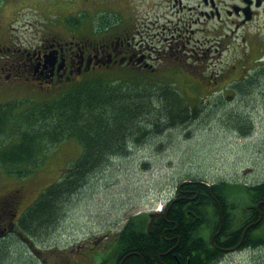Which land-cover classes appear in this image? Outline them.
<instances>
[{"label": "flooded vegetation", "instance_id": "obj_1", "mask_svg": "<svg viewBox=\"0 0 264 264\" xmlns=\"http://www.w3.org/2000/svg\"><path fill=\"white\" fill-rule=\"evenodd\" d=\"M34 2V5L20 6L13 14L10 12L4 17L11 14L14 18L46 17L43 9L38 14L22 11L31 9V6L35 11L42 5L61 6L62 12L58 13L63 19H73V26L61 27L65 35L57 29L45 31L37 44L31 46L20 47L14 39L13 42L8 41L11 44L7 43L6 48L8 51L12 49L8 56L13 60L0 69L5 71L0 76L5 83L13 84L15 79L25 76L26 81L32 80L30 85L34 88L49 92L71 80H81L101 70H130L141 73L146 82L161 79L164 83L180 84L186 81L188 86L195 85L194 93L184 95V99L191 96L195 101L206 99L222 103L232 97H228V89L232 88L239 103L243 104L252 95L257 105L250 106L251 112L264 113V0ZM3 13L5 10L0 16ZM81 18L86 19V25L80 28ZM9 27L8 20L5 32ZM16 54L26 61H16ZM51 54L54 60L48 64L46 61ZM203 84L207 86L208 93L201 89ZM183 187L177 188L161 216L164 222L160 235L170 246L163 256L169 255L176 260V264H182L175 253L181 243L176 234L179 226L174 221L166 220L167 213L179 202L191 203L192 208H196L202 203V198L207 203L205 205L214 212L216 209L218 223L205 236L206 253L186 258L187 264L191 261L194 262L191 264H222L229 255L247 251L264 252L258 226L246 229L257 220L259 211L253 209L249 219L253 215L255 218L247 224L232 226L229 231L223 232L224 211L220 196L213 194L210 186L205 187L202 195ZM11 203L15 204L11 207ZM16 203L7 200L6 204L0 205V239L13 232L14 235L19 234L17 226L24 208ZM8 207L12 209L8 210ZM186 214L189 215L187 220L190 224L194 225L199 220L193 212L187 211ZM249 234H255L258 239H250ZM174 240L175 245L172 244ZM263 259L257 258V262Z\"/></svg>", "mask_w": 264, "mask_h": 264}, {"label": "rangeland", "instance_id": "obj_2", "mask_svg": "<svg viewBox=\"0 0 264 264\" xmlns=\"http://www.w3.org/2000/svg\"><path fill=\"white\" fill-rule=\"evenodd\" d=\"M7 1L0 4V10H5L0 16V43L13 42L5 32L8 20L13 27L8 29L9 33L20 47L37 44L48 31L45 25L69 26L67 19L58 13L62 12L61 6L42 5L38 11L31 6L22 12L38 14L43 9L47 16L16 20L11 17L15 9L40 0ZM6 2L9 4L3 8ZM10 12L11 15L4 17ZM81 22L80 28L86 25V19L81 18ZM62 34L65 35L64 30ZM9 59L11 56L0 55V64ZM109 73L113 78L124 75L118 71ZM182 82L176 88L189 114L196 115V119L187 126L164 130L162 135H151L143 143L129 148L125 157L113 159L97 179L65 207L53 230L35 236L21 231L19 235L6 236L5 249L0 251V255L6 257L3 264H98L100 255L105 257L114 244L127 217L145 215L162 207L181 182L200 181L210 186L223 181L249 187L264 181V113L251 112L250 107L241 108L249 101L239 103L232 88L228 89V97H232L222 103L206 99L195 101L191 96L184 99V95H191L196 87ZM30 83L25 80L0 83V103L49 97ZM206 88L205 84L201 86L208 93ZM252 105L256 106L257 101ZM81 153L79 142L68 140L51 150L43 166L26 179L8 177L0 170V196L11 187L20 186L24 192V206H27L36 194L60 177L65 167L77 161ZM249 201L245 194H233L226 209L233 210V202L245 208ZM209 216L207 212L204 227L200 229L203 236L208 235L213 226L208 221ZM235 225V222L230 223V226ZM258 231L264 232V223ZM263 253L247 251L229 255L222 264H264V259L257 262V258L264 257Z\"/></svg>", "mask_w": 264, "mask_h": 264}, {"label": "trees", "instance_id": "obj_3", "mask_svg": "<svg viewBox=\"0 0 264 264\" xmlns=\"http://www.w3.org/2000/svg\"><path fill=\"white\" fill-rule=\"evenodd\" d=\"M7 43H0V55L5 57L12 52V49L7 50ZM12 58L5 64L1 63L0 69L7 66ZM15 59L26 61L17 54ZM113 71L101 70L81 80H71L58 89L49 92L42 90L49 97L38 101L11 100L0 103V170L8 177L26 179L33 175L43 166L47 154L68 140L78 141L82 149L80 158L65 167L54 183L36 194L33 202L24 207L17 226L22 233L35 236L53 230L65 207L82 194L113 159L125 157L129 148L143 143L151 135H162L164 130L187 126L196 119V115L189 114L176 85L164 83L161 79L146 82L136 72H123L120 78H113L109 75ZM2 72L0 70V76ZM1 79L0 83H3ZM20 79L14 81H26L25 76ZM255 100L251 95L247 100L249 102L241 105V108L250 107L252 102L255 104ZM183 189L195 190L202 195L205 186L192 183ZM211 190L220 196L224 211L223 232L229 231L232 227L230 223L235 222L236 227H241L255 218L253 215L249 219L253 210L240 209L241 203L235 202L233 210L226 209L233 194L248 196L249 205L264 202V182L247 187L222 181L211 186ZM7 200L17 201L20 208L24 206L21 187H11L3 193L0 205L6 204ZM201 202L196 208H192L191 203L179 202L166 215L167 221H174L179 226L176 234L181 243L175 253L182 264H187L186 258H191L193 254L206 253V237L200 228L206 222L204 218L207 212L210 215L209 223L214 227L218 223L216 209L214 212L205 205L204 198ZM12 204L15 203L10 206ZM260 210L263 220L258 229L264 223V205L260 206ZM187 211L199 217L194 225L187 220ZM162 222L161 218L156 219L147 232L146 214L127 217L114 238V244L105 257L100 255L98 264H116L126 254L131 256L124 264H176V260L169 255L163 256L170 246L160 235ZM248 237L258 239L255 234H249ZM4 240L0 239V251L5 249ZM259 240L264 242V232H259ZM172 244L175 245L176 241ZM1 257L0 264H3L6 257Z\"/></svg>", "mask_w": 264, "mask_h": 264}, {"label": "water", "instance_id": "obj_4", "mask_svg": "<svg viewBox=\"0 0 264 264\" xmlns=\"http://www.w3.org/2000/svg\"><path fill=\"white\" fill-rule=\"evenodd\" d=\"M53 60H54V57H53V55L51 54V55L48 56L46 63H48V64H52ZM185 183H188V182H183L181 185H183V184H185ZM181 185H179V186H181ZM259 205H260V203H258V204L256 205V208H257V209H258ZM159 215H160V214H150V215H149V222H148V225H147V230H149V228H150V226L152 225V223L154 222L155 218L158 217ZM260 221H261V213H260V215H259V218H258L253 224H251L250 226H252V225H257L258 223H260ZM126 258H127V256L123 257V259L120 261L119 264H123V262L125 261Z\"/></svg>", "mask_w": 264, "mask_h": 264}, {"label": "bare ground", "instance_id": "obj_5", "mask_svg": "<svg viewBox=\"0 0 264 264\" xmlns=\"http://www.w3.org/2000/svg\"><path fill=\"white\" fill-rule=\"evenodd\" d=\"M103 27V26H102ZM104 31V30H103ZM8 47V46H7ZM173 65H175V64H173ZM116 67V66H115ZM122 68V67H121ZM124 68V67H123ZM135 69V68H134ZM166 69V68H165ZM172 70V69H171ZM170 70V71H171ZM175 70V69H174ZM135 71V70H134ZM178 72V71H177ZM174 75V74H173ZM255 140V139H254ZM205 222V221H204ZM204 227V226H203ZM192 229V228H191ZM201 229V228H200ZM192 252V251H191ZM100 259V258H99ZM107 259V258H106ZM203 261H205V260H203ZM101 262H102V260H101Z\"/></svg>", "mask_w": 264, "mask_h": 264}]
</instances>
